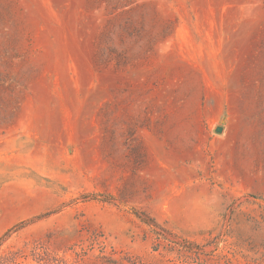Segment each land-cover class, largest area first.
<instances>
[{
    "label": "rangeland",
    "instance_id": "374dc122",
    "mask_svg": "<svg viewBox=\"0 0 264 264\" xmlns=\"http://www.w3.org/2000/svg\"><path fill=\"white\" fill-rule=\"evenodd\" d=\"M0 264H264V0H0Z\"/></svg>",
    "mask_w": 264,
    "mask_h": 264
},
{
    "label": "water",
    "instance_id": "95a60500",
    "mask_svg": "<svg viewBox=\"0 0 264 264\" xmlns=\"http://www.w3.org/2000/svg\"><path fill=\"white\" fill-rule=\"evenodd\" d=\"M220 127L217 128V131L219 130Z\"/></svg>",
    "mask_w": 264,
    "mask_h": 264
}]
</instances>
